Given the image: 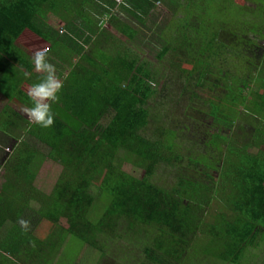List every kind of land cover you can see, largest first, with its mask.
<instances>
[{"label": "trees", "instance_id": "16d2710c", "mask_svg": "<svg viewBox=\"0 0 264 264\" xmlns=\"http://www.w3.org/2000/svg\"><path fill=\"white\" fill-rule=\"evenodd\" d=\"M158 5L169 11L157 27L163 73L131 46ZM26 35L63 82L49 128L23 115L44 75ZM259 39L264 0H0V137L16 141L0 176V264H55L86 246L98 264L248 261L264 242ZM48 160L61 173L46 194L36 182ZM29 209L34 229L19 223Z\"/></svg>", "mask_w": 264, "mask_h": 264}, {"label": "rangeland", "instance_id": "374dc122", "mask_svg": "<svg viewBox=\"0 0 264 264\" xmlns=\"http://www.w3.org/2000/svg\"><path fill=\"white\" fill-rule=\"evenodd\" d=\"M168 14H169V11L167 8L165 9L164 6L158 5L155 9H153V11H151V14L147 18V21H146V27H145L146 31L141 32V34L139 35L137 40L131 44L134 51H136V53L139 54L140 59L145 60L149 64H151V68L155 71H158V73L166 72L167 68H168L167 61L166 62H160L157 58V54L159 53V51L161 49V45H162L161 40L158 39L157 34L159 32L157 30V27L158 26L161 27L164 23H166V21H168V18H169ZM49 21L58 30H62L64 28L63 21L59 20L58 18H55L54 16H50ZM251 37H254V36L251 35ZM22 42H26L28 44V46L30 47V50L32 52H35V50H37V48H38V46L35 45L34 41L32 39H30L28 37V35H26L25 39ZM29 42L30 43L33 42V44H30ZM259 44L262 47H264V40L259 39ZM32 45H33V47H32ZM163 84L161 83L159 86L157 85V87H155V88L157 90H161V88L164 86ZM153 102H151V106L156 107L157 111L160 113V111H159L160 106H158V105H160L159 104L160 101H158V102L153 101ZM23 115L29 119L26 112H23ZM169 117L173 119V116L170 115ZM168 125H169V121H168ZM155 130H156V125L154 122H152L151 126H149L147 129V133H145V134L149 137L154 133ZM183 135L188 136L187 133H183ZM21 137H22L21 138L22 142L25 141L30 146H33L36 149H38L44 155H46L48 153L47 148L44 145H42L41 143L37 142L31 136L22 133ZM15 144H16L15 140L8 139V140L3 141L0 137V157H2V158H0V161L1 160L3 161L5 157L7 159L9 151L11 150L13 145H15ZM183 155L185 156V158L187 157V154L185 152ZM183 163L185 164V161H183ZM8 171H10V172H8ZM8 171H7V175L10 176L11 178L15 179L16 170L14 169V167H13V169L11 167H9ZM4 172H6V171L0 170L1 178H2V176H5ZM60 173H61V167L58 164H54L52 161H49V160L46 161L43 164V167L39 172L38 179L36 182L37 186L40 189H42L43 192H45L46 194H49ZM169 174L174 175V170L166 169L165 167H163L162 169L158 170L157 176L160 178L169 180V178H170L168 176ZM136 175L141 177L143 175L142 171H139V173L136 172ZM173 175L171 176V178L173 177ZM171 178H170V180H171ZM9 187H11V185ZM1 188H2V183H0V189ZM14 188H15V186H14ZM21 188L23 190H25L24 189L25 187H21ZM21 192H23V191H21ZM214 208L216 209L217 206H214L211 208V211H210L211 213L215 212ZM37 219H38L37 214L35 212H33L31 209L27 210L25 212V214L23 215V220L28 222L27 229L35 227V224L37 223ZM259 240H260V244L258 247L249 248V253L247 256L249 259H248V261L244 262L243 264H264V242L263 241L261 242V239H259ZM122 248H124L123 251L126 253H127V250H129L127 245L125 246L124 244H122ZM129 248L132 249L131 246ZM70 253L73 254L72 248H71ZM109 253H111V252H109ZM141 254H142L141 256L143 257V253H141ZM141 256H140V258H141ZM99 259H100L99 258V252L96 251L95 249L89 247V246H86V247H81L72 256H69L67 258H65L63 256V253H62L55 260V264H98Z\"/></svg>", "mask_w": 264, "mask_h": 264}, {"label": "clouds", "instance_id": "9594fccd", "mask_svg": "<svg viewBox=\"0 0 264 264\" xmlns=\"http://www.w3.org/2000/svg\"><path fill=\"white\" fill-rule=\"evenodd\" d=\"M47 52V48H42L33 53L31 63L36 72L44 75L39 82L33 83L26 93L32 106L26 108L25 112L30 121L41 128H49L54 124L55 114L51 104L59 100V93L63 87L54 66L47 60ZM19 223L22 228L27 229V221L21 219Z\"/></svg>", "mask_w": 264, "mask_h": 264}, {"label": "crops", "instance_id": "0c3cea01", "mask_svg": "<svg viewBox=\"0 0 264 264\" xmlns=\"http://www.w3.org/2000/svg\"><path fill=\"white\" fill-rule=\"evenodd\" d=\"M0 158H2V157H0ZM3 164H4V160L3 161L1 160L0 161V170H2V171H3V169H2ZM2 182H3V180L0 178V183H2Z\"/></svg>", "mask_w": 264, "mask_h": 264}, {"label": "built area", "instance_id": "2783aa9c", "mask_svg": "<svg viewBox=\"0 0 264 264\" xmlns=\"http://www.w3.org/2000/svg\"><path fill=\"white\" fill-rule=\"evenodd\" d=\"M117 1V3H120L122 0H116Z\"/></svg>", "mask_w": 264, "mask_h": 264}]
</instances>
